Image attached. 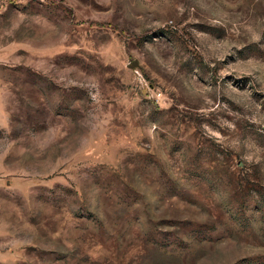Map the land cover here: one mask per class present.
Segmentation results:
<instances>
[{
	"label": "rangeland",
	"instance_id": "374dc122",
	"mask_svg": "<svg viewBox=\"0 0 264 264\" xmlns=\"http://www.w3.org/2000/svg\"><path fill=\"white\" fill-rule=\"evenodd\" d=\"M0 264H264V0H0Z\"/></svg>",
	"mask_w": 264,
	"mask_h": 264
},
{
	"label": "water",
	"instance_id": "95a60500",
	"mask_svg": "<svg viewBox=\"0 0 264 264\" xmlns=\"http://www.w3.org/2000/svg\"><path fill=\"white\" fill-rule=\"evenodd\" d=\"M138 66V63L137 62H134L133 65L131 66V68H135Z\"/></svg>",
	"mask_w": 264,
	"mask_h": 264
}]
</instances>
